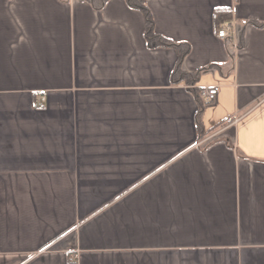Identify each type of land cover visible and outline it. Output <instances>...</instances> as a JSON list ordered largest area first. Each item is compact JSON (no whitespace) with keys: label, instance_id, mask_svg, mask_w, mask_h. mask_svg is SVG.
<instances>
[{"label":"crops","instance_id":"1","mask_svg":"<svg viewBox=\"0 0 264 264\" xmlns=\"http://www.w3.org/2000/svg\"><path fill=\"white\" fill-rule=\"evenodd\" d=\"M145 1L195 83L128 0H0V264H264V0Z\"/></svg>","mask_w":264,"mask_h":264},{"label":"trees","instance_id":"2","mask_svg":"<svg viewBox=\"0 0 264 264\" xmlns=\"http://www.w3.org/2000/svg\"><path fill=\"white\" fill-rule=\"evenodd\" d=\"M106 1L107 0H100L99 4H97L96 6L98 8H100L106 3ZM128 3L131 6L140 9L145 16V20H146L145 35H146V39H147V43H148L149 47H175L176 49H178L177 63H176V66L174 68V71H173V78L175 81L188 79L187 81L195 83L198 80L199 75L202 71L215 66V64H211L207 67H204V68L198 70L195 73H187V72L183 71L182 62H183L184 57L190 51V45L188 43L171 42L168 39H166L165 37H163L161 34H159L155 30L153 16H152L150 9L148 8L145 0H128ZM223 16H224L223 10L216 11V18L218 20H221ZM217 24H223V21L222 20L217 21ZM202 110H203V105H200V108L197 112L198 121H199V117L201 115ZM198 128L201 129L199 124H198Z\"/></svg>","mask_w":264,"mask_h":264},{"label":"built area","instance_id":"3","mask_svg":"<svg viewBox=\"0 0 264 264\" xmlns=\"http://www.w3.org/2000/svg\"><path fill=\"white\" fill-rule=\"evenodd\" d=\"M234 33H235V28L232 23L223 25L217 31V35L220 38H230V37L232 38ZM233 46L235 49L239 48L237 42H234ZM218 93H219V88L214 85L213 86L206 85L199 90V96L205 103H210L214 101L217 98ZM43 99L44 98L37 100V102L35 103L36 107H40L42 105Z\"/></svg>","mask_w":264,"mask_h":264}]
</instances>
